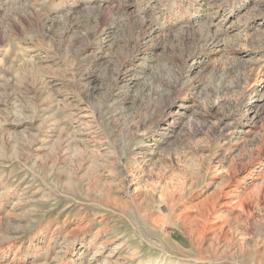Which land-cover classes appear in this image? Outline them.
<instances>
[{
    "label": "rangeland",
    "instance_id": "1",
    "mask_svg": "<svg viewBox=\"0 0 264 264\" xmlns=\"http://www.w3.org/2000/svg\"><path fill=\"white\" fill-rule=\"evenodd\" d=\"M0 264H264V0H0Z\"/></svg>",
    "mask_w": 264,
    "mask_h": 264
}]
</instances>
